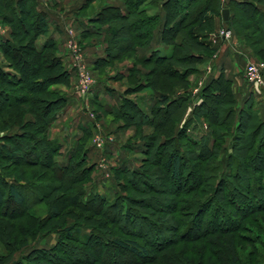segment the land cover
<instances>
[{"label":"trees","instance_id":"1","mask_svg":"<svg viewBox=\"0 0 264 264\" xmlns=\"http://www.w3.org/2000/svg\"><path fill=\"white\" fill-rule=\"evenodd\" d=\"M92 1L87 0L88 4ZM122 2L120 7L108 6L90 17L91 28L83 36L126 35L128 40L121 48H146L159 31L161 44L171 49L169 54L154 50L149 57L137 58L141 65L152 66L148 77L153 79L147 84L156 94L153 106L144 110L122 98L111 112L138 126L147 123L154 130L147 143L135 147L144 157L141 166L120 164L111 169V200L96 188L94 164L88 159L90 130H84L61 161L60 145L48 135L67 104V95L57 86H69L71 74L57 54L56 42L47 40L41 48L37 46L49 31L46 14L37 0H0V18L18 31L11 29L10 38L0 39L1 53L8 60L0 64V209L7 202L14 208L11 214L0 212V232L9 246L13 241L26 244L55 237L51 246L31 248L12 264H149L168 249L176 253L172 247L181 242L187 246L177 254L180 264H243L238 253L243 244L250 245L254 257L264 263V227L257 221V217L264 219V108L260 103L257 106L252 93L238 104L233 82L223 73L201 87L199 103L187 92L189 76L200 72L199 65L217 52V44L209 41L217 30V19L220 27L242 35L247 46L259 45L254 53L264 58V0ZM224 9L229 12L227 24L221 18ZM249 12L252 16L246 21ZM111 20L119 24L104 32L101 26ZM251 30L257 38L242 34ZM19 32L27 44H17ZM106 43L111 48V40ZM103 61L98 60L96 67ZM178 88L186 92L176 94ZM211 102L226 106L223 117L218 107L209 106ZM189 105L192 113L182 126ZM201 110L205 112L200 115L210 122H215L211 117L218 118L217 126L228 124L229 115L234 127L231 141L235 142L225 163L218 158L214 184L206 175L216 169L208 163L220 152L219 135L213 132L209 145L205 138L196 141L188 134L197 125ZM243 126L252 130L247 139L238 135ZM158 169L164 177L160 188L149 179L159 177ZM236 179H241L239 186L233 184ZM134 192L157 196L164 224L134 211L135 205L155 210L148 203L153 197L135 199L131 197ZM168 199L172 201L169 215L164 211ZM39 203H46L47 209L43 217L35 218L30 211ZM140 220L157 233L171 230L175 238L151 240ZM250 223L260 230L255 232L248 227ZM6 227L15 228L19 240L13 232L7 235Z\"/></svg>","mask_w":264,"mask_h":264},{"label":"rangeland","instance_id":"2","mask_svg":"<svg viewBox=\"0 0 264 264\" xmlns=\"http://www.w3.org/2000/svg\"><path fill=\"white\" fill-rule=\"evenodd\" d=\"M224 1L225 0H220L221 3H224ZM37 2H38V6L42 10L43 9L47 10V13H49L47 14V16L50 14H53L50 11L60 12V14L63 15L66 21V25L69 26L68 27L69 40L71 43L73 42L72 44L77 50V54L80 56L81 61L86 65V70L88 71L89 76L94 82H98L104 85L106 84L107 86H109L108 87L109 90L112 89L114 92L117 90L119 95H121L123 98H126V99L140 100L141 98L145 97L144 95L145 93L153 92V90L150 87H148V84H147L149 80L153 79V77L151 78L148 77L152 66L151 65L144 66L138 63L137 57L133 54V50L134 49L138 50L140 48H121L125 46V43L128 40V37L126 35H120L117 38H114L113 36L110 37L107 33L105 34L102 33V36H96V35L95 36H88V35L83 36V33H79L80 31H78L76 26L73 25L75 18L82 17L85 19V18L94 17V16H97V14H99L104 8L108 6H113L116 4H120L122 6L123 5L122 0H94L90 4H88L87 0H50V1L37 0ZM48 2H51L52 5H48ZM84 6L87 7L86 10L80 12L79 9L81 7L83 8ZM251 16H252V13L250 12L247 13L245 20L246 21L249 20ZM114 22L115 21L111 20L110 23H108V25L107 24L102 25L101 27L104 28L105 30L104 32H106L108 26L112 27V25L114 24H119V23H114ZM243 24L246 26L245 28L250 27L249 22H245ZM11 29L17 31V29H14L11 26H9L7 23H4V21L0 18V39L10 38ZM231 32H232L231 39H230L231 41L229 42L231 47L229 48L227 55L231 61L234 60L237 62L238 65L240 64L239 66L241 67H239V70L241 71L243 69L242 72H244L245 65L249 60L258 64L260 67L264 68V58L260 59L258 58L256 53H254V50H259L260 46L257 44L255 45V43L253 44L254 47L247 46L248 44L246 45L245 39L242 35L237 36L233 30H231ZM249 33H250L249 36L251 37L257 36L254 34L252 30L245 31L244 33L242 32L243 35L249 34ZM24 37H22L20 34L19 37H17V42H18L17 44H22V45L27 44L28 41L26 38L23 39ZM42 37L44 36H41L40 38ZM107 39L111 40V44H110L111 48H108V44L106 43ZM170 49L171 48L164 49V53L168 54L170 52ZM72 50H74V48H71L69 44L67 45L65 52L66 54H69L71 57ZM217 53L218 51L215 52L213 56H211L210 59L212 60L215 59V57H217ZM57 54H58V49H57ZM98 55L105 56L104 61L95 68L90 67L88 65L87 60H89V58L91 57L98 56ZM5 61L8 62V60L3 56L0 50V64L1 65L5 64L4 63ZM207 63L208 64L206 63L200 64L198 67V70L206 71L209 68L211 62H207ZM120 70H124L126 72V76L120 75L119 74ZM200 74L201 73L198 72L195 74H191L189 76L187 92H189L190 94H193L195 92L197 93L200 91L201 89L200 88L201 86L199 84L200 78H201ZM76 82H77L76 85L78 86V78H76ZM71 83L72 81H70V85ZM70 85L69 86L58 85L57 87L59 89L61 88L62 90V89H68ZM232 88H233V91L235 92L234 94H236L237 96V102L238 104H240L241 97L243 95L240 97L239 88H237L236 85H234ZM184 92H186L184 88H178L175 91L176 94H182ZM89 95L90 93L87 95L88 100H89ZM254 98L257 101L256 104L258 106V104L260 103V100L257 98V95H255ZM209 106L218 107L217 103L215 102H211ZM218 108L220 109V113H219L220 117H223L227 111L225 110L226 106L222 104ZM89 109H90L89 110L90 113H92L94 120L96 121V123H98V126L102 130V132L114 138L115 141L120 142L122 145H124V147H126V149H128V151L134 150L135 152L133 153L135 154H132L133 160L137 161L138 163L137 166H141V162L137 159L140 158L141 160L144 157L142 156V154L139 153V150H135V147L143 145L144 142L146 143L148 142L147 136L154 134L153 128L149 127L147 123L143 124V126H138V122L130 123L122 118L115 117L113 114H110V115L104 114L102 111L98 110L96 106H92L91 104L89 105ZM201 112L204 113L205 111L201 110L199 112V115L197 116L198 123L195 126V128L193 127L189 128L188 134L191 136L192 139L196 141H200L201 139L205 138L209 145L213 141L211 134L213 132H217L216 134L219 135V138L217 140V146L219 147L220 152L218 153L217 156L211 157L212 159L210 163H208V164H212V166H214L216 169L212 172L207 173L206 175V176L213 178L211 182L214 184L215 179H217V176H218V166H217L218 158H220L225 163L227 160L226 156L230 153L231 143L235 142L234 140L233 142L231 141V136L234 132V127L232 126V123L230 122L231 117L229 115H228V120H227L228 124H220L219 126H217L216 123H217L218 118L211 117V119H213V121L215 122L214 123L210 122L206 118L203 117L204 115L203 116L200 115ZM191 113H192V107L187 108L180 122V125L183 126V124L187 121V118L191 115ZM27 118L29 119V117ZM248 128L249 129H246V127L243 126V129L239 131L238 135L243 139L244 138L247 139V137L251 135V132H252L251 127H248ZM221 132L223 136L220 134ZM48 135L50 137L51 135L50 131L48 132ZM90 141H92V137H90ZM238 141H241V139H238ZM24 144L25 146L26 145L28 146L29 142L24 141ZM256 144H257V141L255 143V146ZM244 145L245 144L243 143L242 147ZM107 150L109 151L108 148ZM155 151L156 150H154L153 153ZM94 154L97 155L96 152ZM108 156L110 155L107 154L106 152L105 153L106 160L107 159L110 160ZM6 168H8V171L12 170L11 166H6ZM158 171H159L158 178H156L155 176H151L149 177V179L150 181H152V183H154L155 187L160 188V184H161L160 179H163L164 177L160 174V169H158ZM224 172L226 173L229 172V169H227L225 166H224ZM95 174L96 173H94V175ZM150 175L151 174H149V176ZM45 182L47 183L48 180H45ZM96 184H99L102 186L103 188L102 190L106 192V195H108V199H111V200L113 199L111 195L114 190V188H111V186H113L112 182H110L109 180L108 182L105 180L103 181L98 180V176H97ZM233 184L239 186V184H241V179L233 180ZM206 190L208 191L209 189L206 188ZM131 197L135 199L141 198V197H146L148 199H151L153 197V199L149 200L148 203L154 207L155 209L154 211L149 210L139 205H135L133 209L135 212L145 215L146 217H148V219H151L152 221H160L162 222V224H164V220L161 217L162 215H159L160 204L157 201V196H151L149 194L143 195L138 192H134L133 194H131ZM171 205H172V201L171 199H168V201L165 202V207H164V211L168 215L172 211L171 208H168L169 206L171 207ZM12 207L13 205H11L10 202H7L6 206L3 209H0V212L4 211V212L11 214L12 210L14 209ZM46 209H47L46 203H39L31 209L30 214H32L35 218H41L43 217V213H45ZM1 220L3 219H0V222H2ZM263 220L264 219L257 217L258 224L261 225V227H264ZM140 223L144 226V228H146V230H149V233L151 234V238H150L151 240H156L157 238H160L161 240L163 238H170L173 240L175 238V235L173 232H171V230H165L163 232L157 233L150 225H148L144 221L140 220ZM252 225L255 227V225L251 223L248 224V227H251ZM254 227H251V228H254ZM253 230L255 232H258V230L260 229L254 228ZM9 232H13L15 238L19 240V234L17 233V230H15V228L12 229L11 227H6L5 233H7L8 235ZM118 234L119 233H117V235ZM119 236L122 238L125 237L124 235L122 236L121 234H119ZM3 237H4V234L0 232V258L3 260L2 264H12V262L19 260V258H21L22 256L29 254L31 248L51 246L55 242V239H54L55 237L50 236V237L45 238L42 241H37L35 243H33V241H29V242H26V244L24 243L20 244V242L14 243L13 241V243L9 246L6 244L7 241L4 240ZM178 246L179 247H176V246L172 247V248H175V250L177 251L176 253H174L176 255L171 253V249H168V251H165L163 255H159L160 258L158 260L152 261L149 264H180L179 263L180 257L177 256V254L178 252H182V249H186L187 245H185L184 242H181L180 245ZM170 247L171 246H169V248ZM238 253H239L240 260L243 264H264L261 258L258 259L254 257L252 247L250 245L243 244L239 246ZM260 253L262 254V252ZM125 261L129 262L130 260L128 261L125 260ZM44 264H46V261H44Z\"/></svg>","mask_w":264,"mask_h":264},{"label":"crops","instance_id":"3","mask_svg":"<svg viewBox=\"0 0 264 264\" xmlns=\"http://www.w3.org/2000/svg\"><path fill=\"white\" fill-rule=\"evenodd\" d=\"M226 1L227 0H225L224 3ZM48 5H52L51 2H48ZM113 6L120 7V4H116ZM39 9L41 8L39 7ZM42 11L46 14V18L49 23V31L44 37L38 39L37 46L38 48H41L43 43L47 40H53L54 42H56L58 46V55L61 57L62 63L66 68V70L71 74L70 80L72 81L68 89H62V91L67 95V104L65 109L59 113L56 121L50 127V134H51L50 138L60 145L61 153H62L60 157L61 160H63L66 154L74 148L76 143L82 137L84 130H90L91 132L90 137L99 135L104 139L110 138L111 141L106 144L104 150H97L89 140L88 159L91 164H94L93 176H94L95 184L97 181V176H98V180L101 181L105 180L107 182L109 180L110 182H112L111 181L112 175L110 174L112 168L120 164L129 167H137L138 163L137 161L133 160V156H132V154H135L133 153L135 151L134 150L128 151V149H126V147H124V145H122L120 142L115 141L114 138L110 137L107 134H104L102 130L99 128L98 123H96V121L94 120L92 113H90L89 105L91 104L92 106H96L97 109L102 111L104 114L110 115L111 112L119 105L123 97L119 95L117 90L115 92L112 89L109 90L108 88L109 86H107L106 84L105 85L100 84L98 82H94L95 84L93 85L92 91L90 92L89 100L87 96H82L77 91V85H76L77 76L73 69V61L70 55L66 54L65 52L69 41V36H68L69 26L66 25L65 18L63 17V15L60 14V12L50 11L53 14L47 16V14H49L47 13V10L43 9ZM89 20H90L89 18L84 19L82 17H78L75 18L73 25L76 26L78 31H80L79 33H82L84 30L91 28L92 24H90ZM219 24H220L219 19H217L216 29L220 27ZM230 41L231 40L217 42V46H218L217 57H215V59L213 60L212 59L207 60V62H211L209 66V71L200 70L201 72L199 73H201L200 74L201 78L199 84L201 87H203L205 83H207L209 80L215 79L221 73H223L226 78L230 79L233 82L232 83L233 86L236 85V87L239 88L240 97L243 95L241 97V101H242L243 98H245V96L248 93H252V95L255 96L256 89L251 84H249L248 81L245 79L244 74L242 72L243 69L241 68L242 70L241 71L239 70V67H241L239 66L240 64L238 65L236 61L234 60L231 61L229 59L227 54L229 48L231 47V45L229 44ZM166 48L167 47H164L161 44L159 31H156L153 35V39L150 46L136 50V57L137 58L149 57L151 52L154 50H159L162 54H165L164 49ZM104 59L105 56L98 55L89 58V60L87 61L90 67L95 68L97 61ZM207 62L205 63L208 64ZM119 74L122 76H126V72L124 70H120ZM197 94L198 92L192 94L195 103L199 102ZM144 95L145 97L141 98L140 100L137 99H128V100L137 103L138 105L141 106L142 109L148 110L151 106H153L156 94L154 92H149V93H145ZM260 105H262L261 102ZM190 107L192 106L189 105L188 108ZM107 148L109 149V152ZM93 152L94 153L96 152L97 155L94 154ZM106 152L107 154L110 155L108 156L109 159L112 157L110 160L105 159ZM137 160L140 161V158H138ZM101 166L103 167L100 168ZM94 173L96 174L94 175ZM96 188L99 193L106 195V192L102 190L103 188L101 185L96 184ZM111 188H113V186H111Z\"/></svg>","mask_w":264,"mask_h":264},{"label":"built area","instance_id":"4","mask_svg":"<svg viewBox=\"0 0 264 264\" xmlns=\"http://www.w3.org/2000/svg\"><path fill=\"white\" fill-rule=\"evenodd\" d=\"M231 33L230 29L220 27L209 35V41L213 45L217 44L218 41H228L231 39ZM72 43L70 40L68 41V45L70 44V47L74 48V50H72L71 58L73 61V69L78 78L77 91L82 96H87L92 91L94 81L89 76L88 71L86 70V65L81 61V58L77 54V50ZM207 71H209V68ZM243 74L248 83L256 89V95L261 104L264 106V68L249 60L245 65ZM110 141V138L104 139L103 137L96 135L92 137L91 144L97 150H104L106 144ZM102 167L103 166L100 168Z\"/></svg>","mask_w":264,"mask_h":264},{"label":"water","instance_id":"5","mask_svg":"<svg viewBox=\"0 0 264 264\" xmlns=\"http://www.w3.org/2000/svg\"><path fill=\"white\" fill-rule=\"evenodd\" d=\"M221 18L223 20V22H225L226 24L228 23V18H229V12L227 9H224L221 13Z\"/></svg>","mask_w":264,"mask_h":264},{"label":"bare ground","instance_id":"6","mask_svg":"<svg viewBox=\"0 0 264 264\" xmlns=\"http://www.w3.org/2000/svg\"><path fill=\"white\" fill-rule=\"evenodd\" d=\"M108 152H109V151H108ZM111 158H112V157H111ZM111 158H110V159H111ZM98 163H99V162H98ZM110 174H111V173H110Z\"/></svg>","mask_w":264,"mask_h":264}]
</instances>
